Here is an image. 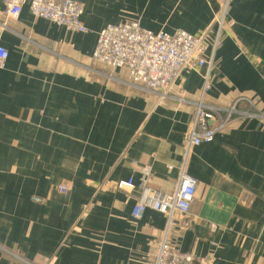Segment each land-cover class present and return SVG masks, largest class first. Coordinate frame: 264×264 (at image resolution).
I'll use <instances>...</instances> for the list:
<instances>
[{
    "label": "crops",
    "instance_id": "1",
    "mask_svg": "<svg viewBox=\"0 0 264 264\" xmlns=\"http://www.w3.org/2000/svg\"><path fill=\"white\" fill-rule=\"evenodd\" d=\"M76 1L89 33L28 5L8 18L0 0V264H155L165 238L196 262L264 264V0ZM129 21L207 31L209 56L219 34L212 69L184 71L168 96L132 85L128 69L93 58L99 33ZM207 73L216 133L189 149ZM182 171L197 181L190 216L133 217L147 190L174 193Z\"/></svg>",
    "mask_w": 264,
    "mask_h": 264
},
{
    "label": "built area",
    "instance_id": "2",
    "mask_svg": "<svg viewBox=\"0 0 264 264\" xmlns=\"http://www.w3.org/2000/svg\"><path fill=\"white\" fill-rule=\"evenodd\" d=\"M5 15L11 19H19L26 5L32 15L52 22L58 27L73 33H89L82 16L84 6L76 0H2ZM217 19L220 30L225 28V15ZM208 32L197 35L178 30L173 34L153 32L141 27L137 21H129L117 25H109L98 36V42L93 58L100 64L111 69L126 68L130 74L132 85L160 96H168L171 88L181 74L186 70H201L214 64V53L220 47L219 34L213 43V54L209 51ZM9 58L8 51L0 46V69L6 67ZM209 73L204 77L205 84L201 99L194 103V126L189 149L214 140L216 129L210 125L216 119L217 111L206 107L203 96L211 89ZM237 112L236 107L228 110L227 120ZM225 121V123L227 122ZM223 126V125H222ZM144 178L150 175V169L144 170ZM132 181L121 182L119 190L132 189ZM67 186L60 187L61 193H67ZM197 193V181L182 171L178 187L174 193L145 192V197L133 211V217L141 218L146 207H152L156 212L168 217L169 226L173 225L175 213L188 217L192 213ZM37 202L42 199L36 198ZM215 230V226L212 227ZM22 264H33L18 255H14ZM155 264H214L212 260L196 262L193 255L179 251L169 239H164L155 253Z\"/></svg>",
    "mask_w": 264,
    "mask_h": 264
},
{
    "label": "rangeland",
    "instance_id": "3",
    "mask_svg": "<svg viewBox=\"0 0 264 264\" xmlns=\"http://www.w3.org/2000/svg\"><path fill=\"white\" fill-rule=\"evenodd\" d=\"M138 22V21H137Z\"/></svg>",
    "mask_w": 264,
    "mask_h": 264
}]
</instances>
